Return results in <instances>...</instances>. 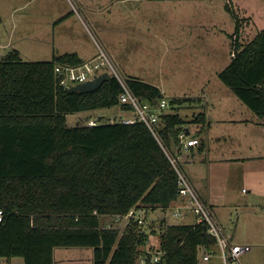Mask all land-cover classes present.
I'll return each instance as SVG.
<instances>
[{
	"label": "trees",
	"instance_id": "1",
	"mask_svg": "<svg viewBox=\"0 0 264 264\" xmlns=\"http://www.w3.org/2000/svg\"><path fill=\"white\" fill-rule=\"evenodd\" d=\"M225 7L236 26L231 61L218 78L264 118V29L243 42L234 0H226ZM83 61L76 52L38 61L24 60L16 49L0 56L1 258L54 264L55 247L80 246L94 248V264H138L156 228L146 229L134 218L124 229L108 227V218L134 208L166 212L179 199V177L168 153L181 148L185 124H198L197 135L204 132L206 112L188 121L178 110L195 99L171 98L158 137L139 120L70 125L68 114L105 107L120 106L136 117L130 105L119 102L122 86L114 77L90 92L59 85L55 67ZM127 82L153 106L164 97L151 82L135 76ZM158 227L159 242L151 246L164 253L154 264H200V254L216 245L203 223H170L163 217Z\"/></svg>",
	"mask_w": 264,
	"mask_h": 264
},
{
	"label": "rangeland",
	"instance_id": "2",
	"mask_svg": "<svg viewBox=\"0 0 264 264\" xmlns=\"http://www.w3.org/2000/svg\"><path fill=\"white\" fill-rule=\"evenodd\" d=\"M8 1L10 0H0V6L2 8L7 6ZM71 1L73 2V0ZM76 1L74 0V5L80 9L78 1L77 3ZM79 2H82L80 5L85 9L87 15L92 14L103 25L99 29L101 39L103 38L107 42L109 40V46L116 53H114L116 58L113 56V52L111 54L126 76H135L146 79L157 86L160 85L165 91V97L168 94L169 96L177 95L174 97L178 98L192 97L195 99V104L185 103L178 110L182 117L193 119L196 114L203 111L201 94L204 95L211 89L214 93H218L216 95H219H214L213 101L217 97L222 101L226 100L224 103L228 104L231 98L228 99L229 96H225L230 93V97L236 98L237 104L241 103L231 89L217 77L218 72L231 61L230 34L234 32L236 26L231 14L226 10V0H79ZM62 4L63 0L56 1L58 9ZM234 4L242 21L241 39L243 42H247L264 29V0H234ZM82 29L87 30L85 27ZM94 33L95 38L103 45V41L96 34V31ZM87 34L88 37L84 34L81 37L76 35L77 43L81 41V44L86 47L87 51L85 50L83 54L91 56L96 50L97 56L99 54L98 45L92 35L89 32ZM46 49L41 48V52L39 49L35 51L36 49L28 41L25 51H28L26 53L30 56V60L38 61L51 58L48 55H41V53L49 51L48 48ZM206 77L209 80L208 83L200 82ZM171 98L167 97L170 108ZM230 105L232 106V118L237 119L245 116V113L239 112L240 109L235 108L232 102ZM117 108L118 106L105 107L88 112L71 113L67 116L68 123L75 125L78 122H86L87 116L98 122L106 121L108 118L113 122L119 120ZM219 115L224 116V112H220ZM254 115L253 117L258 119V125L260 124L257 127L256 135L259 139L264 140V126L261 124L264 118L256 113ZM250 128L253 130L255 127ZM180 166L192 184L186 171L188 166L186 165L184 169L183 164ZM238 180L241 183H234L235 196H229V200L235 199L237 201L239 199L243 202V199H249L250 196L243 194L242 187H238L246 180L241 178ZM213 187L214 194H218L220 186L217 188L216 185H213ZM257 202H259L257 207L263 223H261L263 227L260 228L264 230V205H261V201ZM238 209H240L239 204L236 203L235 206L220 210L224 228L230 234L234 230V221L241 215V211ZM152 211H148L145 228L151 229V231L152 228H156L157 233L150 237L155 246L160 239L158 226L163 217H166L170 223L190 221L189 219H174L171 215V209L166 212ZM108 221H112L122 229L127 225L126 220L122 222L115 220V218H108ZM215 247L220 251L218 245ZM257 249L262 250V246H257ZM60 251L66 252L68 256H73L79 251V248H57V257L61 253ZM249 259L250 257L247 258V260ZM242 260L244 263L246 262L245 255ZM200 262L203 263L202 253L200 254ZM0 263L24 264L21 257H14L9 260L3 258Z\"/></svg>",
	"mask_w": 264,
	"mask_h": 264
},
{
	"label": "crops",
	"instance_id": "3",
	"mask_svg": "<svg viewBox=\"0 0 264 264\" xmlns=\"http://www.w3.org/2000/svg\"><path fill=\"white\" fill-rule=\"evenodd\" d=\"M56 1L10 0L7 6L3 8L0 6L2 16L0 56L16 49L24 60L31 61L30 56L26 53L28 51H25L29 41L32 47L36 49L35 51L39 49V52H41V48L49 49L47 53H41V55L51 57L44 58L45 60L52 59L54 55L70 52H76L84 61L94 58L97 53L96 50L91 56L83 54L87 49L81 44V41L77 43L76 35L81 37L84 34L88 37L87 32H89L97 44L98 40L95 38L94 32L96 31L101 39L99 29L103 25L92 14L90 16L86 14L85 9L80 5L82 2L80 3L79 0L77 1L80 9L74 5V0L73 2L63 0L62 6L58 9ZM88 11L91 12V10ZM82 27H85L87 32ZM101 40L103 45L109 51L111 50L110 53L113 52L112 54L116 58V53L109 46V40L108 42L103 38ZM208 81L206 77L200 82L208 83ZM158 86L165 93L161 86ZM222 86L226 88L224 85ZM216 94L218 93H214L212 89L204 95L201 94L202 110L206 112L205 129L202 134L197 135L196 133L199 130L198 124L189 123L184 125L187 136L189 138L197 137L200 144L190 148L181 147L175 155L179 163L183 164V169L186 165L188 166L186 171L192 181V186L211 207L223 228L224 225L220 217L221 208L228 209L230 206H235L236 203L239 204L240 209L238 210L241 211V215L234 221L233 233H228L225 228L224 230L233 243L249 244L252 249L243 253L238 262L232 261L229 264H264V230L260 228L263 227V223L257 207L259 205L257 201H261V205H264V140L259 139L256 135L257 127L260 124L258 125L257 117H253L255 113L252 110L246 105L244 106L241 101L237 104L236 98L233 99V96L230 97V93H228L225 97L229 96L228 99L231 98L230 102L233 106L238 110L240 109L239 112L243 111L245 113L242 118H232L230 102L226 104L224 103L226 100L222 101L217 97L213 101L214 95L219 96ZM166 96L171 98L177 95L169 96L167 94ZM171 109L172 107H168L165 112H170ZM222 111L224 116L219 115ZM116 112L119 119L132 117L131 112L120 106ZM89 117L87 116L86 119ZM184 119L192 120L191 118ZM263 123L264 120L261 123L262 126H264ZM250 127L255 128L252 130ZM239 178L245 179L246 182L241 184L242 186L238 185V187H242L243 194L250 196L249 199H243V202L239 199L237 201L235 199L229 200V196H235L234 183H241L238 180ZM213 185H216L217 188L220 186L218 194H214ZM187 219L190 221L185 223L194 222L193 217ZM215 246L209 251L211 253L210 258L203 260V263L199 262L200 264H224L221 252ZM257 246H262V250L257 249ZM75 247L79 248L75 255L68 256L66 252L60 251L58 257L56 256V250L60 247H55L54 264H94V248L80 246H74L73 248ZM205 253L208 252H202V258ZM244 255L245 263L242 260ZM248 257H250L249 260H247Z\"/></svg>",
	"mask_w": 264,
	"mask_h": 264
},
{
	"label": "built area",
	"instance_id": "4",
	"mask_svg": "<svg viewBox=\"0 0 264 264\" xmlns=\"http://www.w3.org/2000/svg\"><path fill=\"white\" fill-rule=\"evenodd\" d=\"M1 38V35H0ZM98 42V41H97ZM99 54L92 59L83 61L78 65H57L55 67V74L58 79V83L66 88L74 86L78 83H83L89 79H93L96 75L103 72H108L110 77L116 78L122 86V92L119 96V102L121 104L130 105L136 117H122L119 120L124 123H132L136 120L144 122L151 132L158 137L159 129L158 126L161 121V113L165 112V109L169 106V100L167 97H163L156 106H153L150 102L141 100L130 88L127 79L128 77L124 74L110 51L105 45L97 43ZM98 123L97 120L88 118L86 124L93 126ZM200 144V140L197 137L189 138L185 131L180 134V145L181 147L190 148ZM168 156L174 165L178 173L179 183V199L172 206L171 215L176 220H184L188 217H193V223H203L207 226L208 232L215 238L216 245L219 246L221 255L224 259V264H229L232 261H239L240 256L252 249L249 244H236L230 239L228 234L225 232L220 221L213 213L211 207L199 196L191 182L184 174L181 169L179 160L176 155L168 153ZM147 209H132L125 216H115L117 221L124 222L134 218L140 226H146L148 218ZM5 222V212L0 208V227ZM108 227L117 226L112 221L107 222ZM152 242L149 240L147 246L144 247L142 252L137 257L138 264H154L158 262L163 253L156 247L151 246ZM211 253H205L203 260H208ZM3 259L0 257V260ZM1 264V263H0Z\"/></svg>",
	"mask_w": 264,
	"mask_h": 264
},
{
	"label": "water",
	"instance_id": "5",
	"mask_svg": "<svg viewBox=\"0 0 264 264\" xmlns=\"http://www.w3.org/2000/svg\"><path fill=\"white\" fill-rule=\"evenodd\" d=\"M110 79L108 72H103L99 75H96L93 79H89L83 83H78L74 86L68 87L66 90L69 92H90L100 87L103 82Z\"/></svg>",
	"mask_w": 264,
	"mask_h": 264
}]
</instances>
